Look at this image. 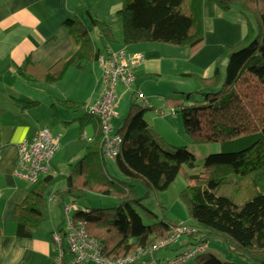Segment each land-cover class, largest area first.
Returning a JSON list of instances; mask_svg holds the SVG:
<instances>
[{
    "label": "trees",
    "instance_id": "16d2710c",
    "mask_svg": "<svg viewBox=\"0 0 264 264\" xmlns=\"http://www.w3.org/2000/svg\"><path fill=\"white\" fill-rule=\"evenodd\" d=\"M233 5L249 20L244 39L226 49L225 69L218 62L212 77L202 79L199 91L186 94L184 99L176 96L166 100L171 106L169 114L181 116L185 140L193 145H217V150L205 157L200 175L187 173L194 185L181 193L194 221L188 225L197 232L186 238L185 250L175 256L191 247L207 245L205 252L193 258L197 264H237L222 261L210 251L208 242L213 237L226 240L233 250L264 264V0H123L118 12L126 45H189L198 50L204 42V19L213 17L216 9L227 11ZM89 15L101 44L113 43V29ZM65 25L78 49L48 72L49 83L60 81L70 67L83 68V64L98 62L100 56L113 52L99 46L81 20H67ZM135 85L124 91L133 93L126 117L118 125L113 121V133L122 140L115 160L104 155L101 119L81 104L58 101L65 110L80 114L82 130L92 126L94 133V142L83 157L70 165L67 187L60 194L72 199L74 220L83 224L102 244L104 255L113 259L167 239L179 223L160 220L149 210L136 192V182L146 186V196L152 191H165L184 167L194 169L197 162L193 151L169 145L150 126L145 113L153 106L146 98L148 104L138 99ZM199 96L203 98L201 103ZM154 110L158 117L166 116V109ZM108 164L114 166L116 175L108 172ZM50 182L51 176L40 179L24 202L16 206L18 236L30 238L41 225ZM89 191L114 197L118 205L79 208L78 199ZM141 211L150 224L144 223Z\"/></svg>",
    "mask_w": 264,
    "mask_h": 264
},
{
    "label": "crops",
    "instance_id": "0c3cea01",
    "mask_svg": "<svg viewBox=\"0 0 264 264\" xmlns=\"http://www.w3.org/2000/svg\"><path fill=\"white\" fill-rule=\"evenodd\" d=\"M122 2L0 0V264H54L57 250L53 232L63 227L62 206L70 203V197L60 193L67 187L70 165L78 162L94 142L93 127L82 130L78 120L80 114L65 110L58 101L68 100L86 108L95 104L103 88L100 64L70 67L60 81L47 82L48 72L59 62L70 59L78 49L65 25L67 20H81L93 37L97 30L91 14L114 31L115 41L105 46L97 36L94 40L99 46H107V51L125 49L130 55L144 54V62L136 69L135 90L153 106L150 109L153 114H145V118L165 140L168 136L185 137L181 123L177 122L179 116L169 114L171 106L167 98L184 99L186 94L199 91L202 79L212 77L226 49L240 43L247 33L248 18L239 7L232 6L227 10L228 18L224 10L216 9L213 17L204 19V42L198 50L189 45H126L123 23L118 15ZM119 87L122 94L118 93V120L124 118L122 110H129L133 94L125 93L122 85ZM23 101L34 104L27 105ZM155 108L167 110L165 120H157ZM41 128H49L60 137L61 148L52 160L51 172L41 178L51 176L44 219L32 237L22 238L17 234L15 208L38 183L31 184L17 176L19 145L23 140H32ZM216 150V146L209 148L211 152ZM187 244L188 239H182L170 249L158 252L155 258H172L184 251Z\"/></svg>",
    "mask_w": 264,
    "mask_h": 264
},
{
    "label": "built area",
    "instance_id": "2783aa9c",
    "mask_svg": "<svg viewBox=\"0 0 264 264\" xmlns=\"http://www.w3.org/2000/svg\"><path fill=\"white\" fill-rule=\"evenodd\" d=\"M145 60L144 54H128L125 49L113 51L107 56H100L98 63L103 68V88L100 99L86 109L92 115L101 119L103 132L104 155L115 160L120 151L121 137L113 133V121L118 118L119 96L117 88L122 85L125 91L136 83V69ZM138 99L148 104L145 97L137 93ZM87 134H85V137ZM61 148L60 137L54 135L49 128L38 130L32 140H23L19 145V158L16 174L18 177L36 184L43 176L52 170L51 162ZM72 204L63 207V227L53 232V241L57 256L54 264H82L95 262L97 264H184L203 253L207 245L189 248L172 258L158 260L155 254L166 246L178 244L182 239L192 236L197 230L185 222H179L172 227L170 236L158 241L146 249H139L133 254L120 258H109L104 255V247L91 237L83 224L77 223L71 215ZM150 256V259L146 257Z\"/></svg>",
    "mask_w": 264,
    "mask_h": 264
},
{
    "label": "rangeland",
    "instance_id": "374dc122",
    "mask_svg": "<svg viewBox=\"0 0 264 264\" xmlns=\"http://www.w3.org/2000/svg\"><path fill=\"white\" fill-rule=\"evenodd\" d=\"M233 5L234 8H237L238 6ZM225 15L228 18L229 15L227 14V11ZM232 13V12H231ZM229 13V14H231ZM233 20V19H232ZM249 18L247 19V21ZM247 34V33H246ZM257 35V34H256ZM94 39H97V32L93 34ZM227 60L222 57L221 68L225 69ZM187 64V63H186ZM103 69V68H102ZM118 93H120V96L122 94V89L118 86L117 88ZM201 96H199L198 103H201L203 100ZM128 100V99H127ZM122 110V107L120 109V112ZM127 111L125 112L122 110V113L124 117L127 115ZM154 111V110H153ZM153 114L150 110H147L145 114ZM178 117V116H177ZM158 117L157 120H160ZM165 117L161 118L162 120ZM178 123H181V128L183 129V122L181 119V116L178 117ZM123 118H120L119 120L116 119V125L121 123ZM174 123V122H172ZM171 127V124H169ZM42 129V128H41ZM184 134V131H183ZM179 135V134H177ZM185 136V135H184ZM92 137V134H91ZM168 140L165 141L172 146L175 147H182L186 146L189 150L193 151L196 155L197 162L196 167L194 169H188L187 167H184V171H182L175 182L165 191L161 192H154L152 191L149 195L147 194V188L142 182H136V192L140 198H143V204L149 209L155 212L159 219L166 218L168 221L172 222H186L189 224H193L194 221L190 216L188 208L185 206V204L181 200V193L189 186L194 185V182H189L187 173L190 175H200L203 171L204 166V159L205 157L211 152L209 151V148H215V144L212 145H193L190 144L188 140H185L186 137L177 138L176 136L173 138L172 136H168ZM218 153V152H217ZM107 170L111 175H116V169L113 165L108 164ZM191 183V184H190ZM69 204L72 203L71 198H68ZM78 207L84 208V207H91V208H109V207H115L118 205V201L114 197L104 196L95 192H87L84 196H81L78 199ZM144 223L146 225L150 224L151 221L148 220L146 215L142 214ZM180 243V242H179ZM208 245L210 246V251L214 253L218 258H220L222 261H229L234 262L237 264H259L257 261L250 260L246 254L239 250H233L230 245L227 244V241L218 238L213 237L209 240ZM161 250L160 252H162ZM195 259H192L188 262H193ZM83 264H97L95 262L91 263H83Z\"/></svg>",
    "mask_w": 264,
    "mask_h": 264
}]
</instances>
